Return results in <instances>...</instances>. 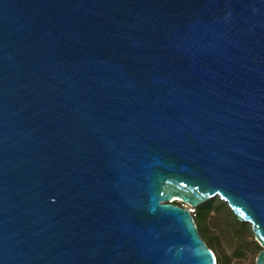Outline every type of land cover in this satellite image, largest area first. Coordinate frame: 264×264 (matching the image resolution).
Returning <instances> with one entry per match:
<instances>
[{"label":"water","instance_id":"obj_1","mask_svg":"<svg viewBox=\"0 0 264 264\" xmlns=\"http://www.w3.org/2000/svg\"><path fill=\"white\" fill-rule=\"evenodd\" d=\"M216 196L264 264V0H0V264H217Z\"/></svg>","mask_w":264,"mask_h":264},{"label":"rangeland","instance_id":"obj_2","mask_svg":"<svg viewBox=\"0 0 264 264\" xmlns=\"http://www.w3.org/2000/svg\"><path fill=\"white\" fill-rule=\"evenodd\" d=\"M209 200H213L214 207L208 214L207 222L213 234L215 250L225 255L224 264H255L262 247L255 239L250 223L237 219L221 198L216 196ZM174 202L183 204L179 200ZM193 213L195 215V208Z\"/></svg>","mask_w":264,"mask_h":264},{"label":"trees","instance_id":"obj_3","mask_svg":"<svg viewBox=\"0 0 264 264\" xmlns=\"http://www.w3.org/2000/svg\"><path fill=\"white\" fill-rule=\"evenodd\" d=\"M177 203V202H175ZM213 200H207L204 203H202L198 208H195V221L198 226L199 232L204 238V240L207 242L209 247L213 250L217 264H224L225 261V255L220 250H215V246L213 243V234L211 230L209 229L207 217L208 214L213 209Z\"/></svg>","mask_w":264,"mask_h":264},{"label":"built area","instance_id":"obj_4","mask_svg":"<svg viewBox=\"0 0 264 264\" xmlns=\"http://www.w3.org/2000/svg\"><path fill=\"white\" fill-rule=\"evenodd\" d=\"M194 212V208L191 209Z\"/></svg>","mask_w":264,"mask_h":264},{"label":"bare ground","instance_id":"obj_5","mask_svg":"<svg viewBox=\"0 0 264 264\" xmlns=\"http://www.w3.org/2000/svg\"><path fill=\"white\" fill-rule=\"evenodd\" d=\"M175 200H176V198H175ZM179 200V199H178Z\"/></svg>","mask_w":264,"mask_h":264}]
</instances>
